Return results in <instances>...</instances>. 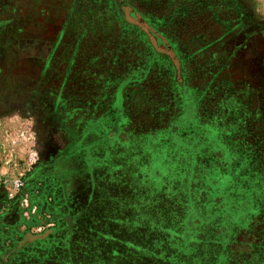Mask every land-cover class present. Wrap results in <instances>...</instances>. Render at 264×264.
Masks as SVG:
<instances>
[{
  "label": "rangeland",
  "instance_id": "374dc122",
  "mask_svg": "<svg viewBox=\"0 0 264 264\" xmlns=\"http://www.w3.org/2000/svg\"><path fill=\"white\" fill-rule=\"evenodd\" d=\"M8 1L19 14L0 28V264H264V27L251 24L221 70L228 53L211 45L192 56L204 42L192 37L207 41L229 26L203 8L175 19L167 37L185 41L199 89L176 107L174 128L141 133L167 116L141 122L136 95L131 121L125 94L137 72L103 87L96 76L108 80L118 48L132 49L131 65L119 55L124 67L113 71L137 68L145 47L131 41L133 29L79 38L74 28L67 37L70 1ZM242 2V15L214 4L216 19L264 23V0ZM93 55L102 58L90 65Z\"/></svg>",
  "mask_w": 264,
  "mask_h": 264
},
{
  "label": "trees",
  "instance_id": "16d2710c",
  "mask_svg": "<svg viewBox=\"0 0 264 264\" xmlns=\"http://www.w3.org/2000/svg\"><path fill=\"white\" fill-rule=\"evenodd\" d=\"M39 4H44L47 1V6L53 4L52 0H37ZM60 1V0H58ZM71 4L69 8V15L67 16L63 29L64 35L70 37L72 35V29L75 28V32H79L81 37H91V36H108L112 35L113 32L116 34L117 26L120 25L122 28L128 27L133 29L134 38L131 40H136L137 47L143 44L145 49L137 52V68H132L131 71L127 72L126 76L117 75L113 70L114 67L118 68L120 65L124 67L130 66L128 61V55L131 53L130 49L125 55L121 48L117 49V54L114 53L111 57V67L108 70V77L104 73L96 74L99 75L100 85L102 87L104 84L113 83H123L128 80H132L133 76L137 72V77L139 81L137 84L129 88V93L125 95V110L131 118H134L133 113L130 111V107L135 103L136 99H133L137 95V105L141 106V109L137 111V118H144L141 122L146 120H155V118L161 117L162 115L167 116V121L165 122H154L155 124H149L140 127L144 131L152 132L165 128H174V113L175 109L180 104H191L189 97V92L191 89L198 90L199 86H192L194 79L192 78L193 73L190 71L189 56L190 52L186 49V43L181 39L168 38L169 26L173 23L175 19L179 20L187 16L190 9H208L209 13H212V19L216 22L222 24V26H229L228 31L224 32L222 35L214 36L212 39L209 37L206 41V37L202 35H194L193 40H203V44L200 45L199 49H196L193 54L198 55L205 48H210L213 45L216 52H226L228 57L223 61V66L221 70H228L231 68L234 61V54H237L240 48H243L250 36H247L248 27L253 24L254 26H263V21H257L256 18L247 17L245 19H236L229 21L226 19H216V13L212 9L227 4L229 10H238L242 15L244 11V6L242 0H144L148 2L149 9L147 11H142L140 8L134 7L130 0H68ZM8 0H0V28L1 31L7 29L8 23L19 14L17 7L12 8V5ZM88 7V10H84ZM126 8L130 10L129 15L134 17L139 15L144 22L150 26V32H146L141 26L134 24L128 20V14ZM10 9L12 11H10ZM15 9V10H14ZM9 11L13 15H9ZM14 11V12H13ZM44 8L41 9V12ZM115 24L112 25L111 29H106L102 27L101 24H108L107 21ZM105 21V22H104ZM118 24V25H117ZM234 25V26H233ZM237 29V30H236ZM19 30H21L19 28ZM77 34V33H76ZM115 36V35H114ZM154 37L156 43H150V41L143 40ZM149 37V38H148ZM240 37H243L242 42L239 41ZM237 38L236 41L234 39ZM246 38V39H245ZM108 42L111 41L113 37H107ZM119 41L122 39V34L118 35ZM238 42V43H237ZM105 51L104 49H102ZM122 55L123 60H127V63H123L119 58ZM119 56V58H118ZM236 56V55H235ZM102 58L101 55H93L91 58H87L89 64L93 61H98ZM123 63V64H122ZM159 64V65H158ZM159 66V67H158ZM200 66V65H199ZM196 67V66H195ZM195 67L193 69H195ZM220 70V71H221ZM219 71V72H220ZM193 72H195L193 70ZM95 75V73H88V76ZM216 75L218 72L215 73ZM194 77V76H193ZM213 77H211L212 79ZM211 82V81H210ZM229 85L227 87L231 88V85L235 86L234 79H228L226 81ZM194 84V83H193ZM247 86V85H246ZM101 87V88H102ZM248 90V89H247ZM173 95V97H172ZM93 100H90V104ZM93 104V103H92ZM173 108V110H172ZM130 111V112H128ZM132 116V117H131ZM200 118L208 119L209 122L214 117L215 114H210L209 117ZM218 121L221 122L220 118ZM206 123V120H204ZM228 123L233 124L236 127L237 132V122L229 121ZM237 134V133H236ZM237 136V135H236Z\"/></svg>",
  "mask_w": 264,
  "mask_h": 264
},
{
  "label": "flooded vegetation",
  "instance_id": "af4514ba",
  "mask_svg": "<svg viewBox=\"0 0 264 264\" xmlns=\"http://www.w3.org/2000/svg\"><path fill=\"white\" fill-rule=\"evenodd\" d=\"M50 169H51V167H50L49 169H47L46 172L48 173ZM44 170H45V169H44ZM49 174H50V173H49ZM49 176H51V175H49Z\"/></svg>",
  "mask_w": 264,
  "mask_h": 264
}]
</instances>
